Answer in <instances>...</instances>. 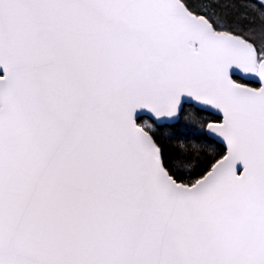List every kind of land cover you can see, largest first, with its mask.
Masks as SVG:
<instances>
[{
    "label": "snow or ice",
    "instance_id": "1",
    "mask_svg": "<svg viewBox=\"0 0 264 264\" xmlns=\"http://www.w3.org/2000/svg\"><path fill=\"white\" fill-rule=\"evenodd\" d=\"M0 264H264V0H0Z\"/></svg>",
    "mask_w": 264,
    "mask_h": 264
},
{
    "label": "trees",
    "instance_id": "2",
    "mask_svg": "<svg viewBox=\"0 0 264 264\" xmlns=\"http://www.w3.org/2000/svg\"><path fill=\"white\" fill-rule=\"evenodd\" d=\"M198 147V146H197ZM191 150H196V149H191ZM192 162L191 161H186L185 163H184V166L185 167H187V166H189L190 164H191Z\"/></svg>",
    "mask_w": 264,
    "mask_h": 264
}]
</instances>
